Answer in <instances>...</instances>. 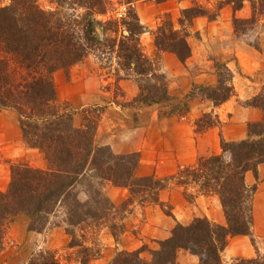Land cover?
Returning a JSON list of instances; mask_svg holds the SVG:
<instances>
[{
	"label": "trees",
	"instance_id": "trees-1",
	"mask_svg": "<svg viewBox=\"0 0 264 264\" xmlns=\"http://www.w3.org/2000/svg\"><path fill=\"white\" fill-rule=\"evenodd\" d=\"M48 1L55 9L44 10L37 0H11L0 8V111L16 113L23 142L46 162L44 169L23 162L7 163L9 183L0 190V252L9 225L15 217L24 216L30 232L42 233L50 224L62 226L69 237L66 248L74 251L72 261L89 264L98 253L94 245L104 229L119 238L125 232L123 221L134 206H165L159 194L173 184L182 189L188 202L198 196L217 197L226 224L206 217L195 218L188 225L177 223L170 236L158 242V249L150 251V259L142 257L141 247L119 251L109 264H179L180 251L195 256L194 264H224L222 252L229 238L251 236L252 200L259 167L264 164V85L246 103L259 109L262 117L247 124L244 139L226 141L220 137L219 154L199 156L173 175L157 178L136 176L139 153L115 154L110 146L97 144L98 111L82 109V121L77 125L76 111L58 101L53 82L58 70L93 55L103 68L114 66L118 79L123 73L125 79L136 82L138 94L126 103L136 111L154 106L167 108L159 117L185 116L199 91L202 100L218 107L235 95L234 72L227 63H215L214 86L192 84L189 94L176 99L169 91L160 58L170 53L185 65L191 57L187 38L193 20L207 17L213 21L219 14L210 16L192 0L193 5L180 11L175 24L167 18L158 25L153 33L156 54L150 58L140 43L145 27L134 9L141 0H120L125 6L120 18L113 15L103 20L97 17L107 14V0ZM245 2L250 5L249 15L233 16L234 33L264 32V0H224L218 12L224 6L239 12ZM214 117L213 121L208 117L200 120L196 131L203 133L218 126L220 121ZM247 174L255 181L251 187L246 183ZM107 184L126 189L127 200L115 206L104 193ZM26 264L62 263L56 252L40 249ZM230 264H264V257L258 253L251 258L237 257Z\"/></svg>",
	"mask_w": 264,
	"mask_h": 264
},
{
	"label": "rangeland",
	"instance_id": "rangeland-1",
	"mask_svg": "<svg viewBox=\"0 0 264 264\" xmlns=\"http://www.w3.org/2000/svg\"><path fill=\"white\" fill-rule=\"evenodd\" d=\"M107 1L110 3L107 14L104 17L98 16L97 18L103 20L113 15L120 18L122 13L125 12V6L121 4L120 0ZM10 2L11 0H0V8L7 6ZM222 3H224V0H197V4L203 6L210 16L213 17L218 14L219 16L213 21L207 17H198L193 20L191 27L188 29L189 36L187 38L191 48V57L184 65V70H182V74L185 76L180 75L176 71L171 61H167L164 66L162 59L164 56H168V53L161 55V70L169 80L170 93L176 99H182L187 95L183 96L181 94L184 87L189 83V76L207 73L209 76H205L203 82L197 85L212 87L216 84L215 63L225 62L234 72L233 86L235 90V95L227 101V109L230 110L232 107L244 109L248 107L246 103L260 92L264 85V32H261V29H257L256 32H250L245 36L236 35L232 27V18L233 16H247L248 12H250V5L248 2H245L244 9L239 13L230 11L229 6H224L218 12V7ZM37 4L44 10L55 9L54 4H51L48 0H37ZM192 5V0H169L164 3H157L155 0H141L134 4V9L139 20L145 27L144 33L140 36V43L144 53L148 57L154 58L156 54L153 45V33L158 25L167 18L175 24L180 16V11ZM254 45H257L258 49ZM169 55L171 54L169 53ZM212 79L213 83L215 81L214 85H210ZM122 81H128L129 85L137 88L138 94V87L133 79H125L123 73H119L118 79L114 66L110 69L103 68L100 60L93 55L68 69L58 70L53 78L58 101L60 103H67L69 107L76 111L75 123L77 125L82 121L83 116L80 113L82 109L92 108L96 112L98 111L97 113L100 115L99 121L101 117H104V120L111 119L115 122L123 120V124L128 126H146L152 114L159 116L160 113L167 110V108L154 106L142 108L143 114L139 120V111H136L134 107H128V104H126L133 99H126L125 86L122 85ZM199 92L197 93V97H195V101L193 100V103L190 102V108H196L200 104V101H202L203 97L199 96ZM203 102V105L199 106L203 114L198 122L200 120L204 121L206 117L210 121L215 120L213 108L211 110L207 109L214 106L206 99H203ZM10 117H17L15 119H17V125L19 126L18 116L14 111H0V188H3L2 180L4 178L9 183L8 162H23L40 169H44L46 166L43 155L25 145L19 130L20 127L18 128L17 137L19 138V142L17 145L13 134V136L10 135L11 137H1V133L5 132L4 127L1 126V122L6 121L8 123ZM218 119L220 124H223L221 123L219 114ZM222 119L225 120L228 117L224 116ZM220 124L218 128H221L222 125ZM109 135L110 133L106 130L99 133L98 138L96 134L97 144L108 145L106 144V140ZM243 136L245 138L246 132ZM220 151L221 149L219 148L218 154ZM246 183L250 187L255 183L252 174L246 176ZM177 187L172 184L163 191L181 190L180 187ZM184 200L186 202L184 204L175 201L171 204L170 200H166L163 197L161 202L165 206L148 205L144 207L138 206L134 211L132 209L130 213H133L131 215L128 214L123 221L125 232L122 236L115 239L108 229H104L100 233L94 245L98 253L96 257L89 261V264H109L119 251H132L134 244L138 245L137 249L144 247L142 257L150 259V251L157 250L158 242L164 240V235L160 230L166 229V226L168 228L170 223L174 224L173 219L176 221L174 226L177 223L188 225L195 218L201 217L199 216L202 211L201 208L210 213L211 219L216 217V202L212 198L204 200L207 204L202 202L200 207L194 203L195 200L194 202H188L185 197ZM169 212H171V216L166 214ZM24 220L26 222L22 223ZM16 221L21 222V224L12 228ZM28 222V218L17 216L9 225L4 237L3 250L0 252V264H26L29 257L40 249L56 252L62 264H76L72 261L74 257L71 255L74 251L67 250L66 248L69 237L65 246L53 248L58 244V236L53 234V242L49 245L46 244L44 232L45 230H53L56 226L50 224L42 233H36L28 231ZM165 236L168 238L170 233L168 235L165 234ZM249 239L255 252L252 257H255L257 253L264 257V253L258 251L259 246L264 249V164L259 167V183L252 200V227ZM118 241L126 245L127 248L118 250L119 247L116 245ZM235 258L237 257L232 255L230 249L227 250L225 248L222 252L224 264H230ZM187 259L184 254L177 255V262L179 264H189Z\"/></svg>",
	"mask_w": 264,
	"mask_h": 264
},
{
	"label": "crops",
	"instance_id": "crops-1",
	"mask_svg": "<svg viewBox=\"0 0 264 264\" xmlns=\"http://www.w3.org/2000/svg\"><path fill=\"white\" fill-rule=\"evenodd\" d=\"M229 10L232 11L231 8H229ZM167 61H171L174 64L176 71L180 73V75L185 76L182 74L184 65H182L174 55H169L168 53V56L163 57L162 63L164 66ZM205 76L207 77L209 74L202 73L192 77L189 76V83L186 87H184L181 95L185 96L188 94L191 90L192 83L200 84L203 82ZM214 83L212 79V83L210 85H214ZM122 85L125 86L126 99H133L137 94V88H133L129 85L128 81H122ZM193 100L195 101V98ZM193 100L191 101L192 103L194 102ZM203 103V100L200 101V104L196 108H191L185 116L172 115L169 117H159L158 115L152 114L146 126H128L123 124V120L115 122L111 119L104 120L105 118L101 117L102 121H99L97 127V138L99 133L106 130L110 133L108 139L106 140V144L110 146L115 154L139 153L140 160L136 169L137 177L154 175L157 178H166L173 175L179 167L192 165L199 156L218 154L220 148V137L226 141H238L243 139V134L246 132V124L260 121L262 117L261 111L257 108L247 107L244 109H238L232 107V109L229 110L227 109L228 103L226 102L219 107L207 108L208 110L213 108L214 115H216L217 118L219 114L221 123H223L220 124L222 125L221 128L215 126L203 133H198L196 131V124L203 114L202 109L199 108V106L201 107ZM138 114L139 119L143 114L142 110H140ZM224 116H227L228 119H222ZM15 118L17 117H10L8 123L6 121L1 122V126L4 127L6 132L1 133V137H11L14 135V141L17 145L19 142L17 134L20 129L18 130L19 126L17 125V119ZM2 183L3 188H0V190H5L8 185L7 180L4 178ZM104 193L115 206L121 205L129 197V193L126 189L115 188L110 184L105 185ZM163 197L166 200H170L171 204H173L174 201L180 202L181 204L186 203L182 189H173L169 190V192L162 191L159 194V200L162 201ZM211 198L216 202H214L216 204V217L211 219L212 216L204 208H201L202 211L199 216H206L209 220L217 224L225 225V217L217 197L198 196L194 203L200 207L204 200L206 201ZM136 207L138 206H134L133 211ZM132 213H129V215ZM172 221L174 224L176 223L174 219ZM24 222L26 221H22V223ZM20 224L21 222L16 221L12 228L17 225L19 226ZM174 224L170 223L168 228L166 226V229L160 230L164 235V239L167 238L165 234L168 235L170 233ZM44 233L46 244L49 245L53 242V234L58 236V244L53 248L65 246L68 242V236L62 226H56L53 230H45ZM116 245L119 247L118 250L127 248L126 245L120 241H118ZM137 248L138 245L134 244L132 250H136ZM226 249H230L232 255L235 257L250 258L255 254L254 248L247 236H235L229 238ZM258 251L260 253H264V249L261 248V246H259ZM178 254H184L188 258L187 262L189 264L197 263V258L187 252L180 251Z\"/></svg>",
	"mask_w": 264,
	"mask_h": 264
}]
</instances>
